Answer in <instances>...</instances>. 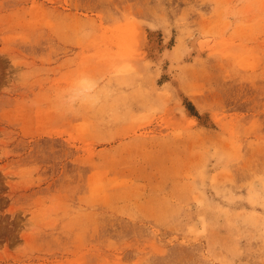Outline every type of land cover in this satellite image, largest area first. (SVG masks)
<instances>
[{
  "label": "rangeland",
  "instance_id": "374dc122",
  "mask_svg": "<svg viewBox=\"0 0 264 264\" xmlns=\"http://www.w3.org/2000/svg\"><path fill=\"white\" fill-rule=\"evenodd\" d=\"M0 264H264V0H0Z\"/></svg>",
  "mask_w": 264,
  "mask_h": 264
},
{
  "label": "bare ground",
  "instance_id": "6f19581e",
  "mask_svg": "<svg viewBox=\"0 0 264 264\" xmlns=\"http://www.w3.org/2000/svg\"><path fill=\"white\" fill-rule=\"evenodd\" d=\"M192 37L189 39V41H187L188 42V46L187 47H189V49L191 50V52L194 51L196 53H200L199 48H198V45H197V42H196V39H195L196 36H194V38H192ZM189 53H190V51H189Z\"/></svg>",
  "mask_w": 264,
  "mask_h": 264
}]
</instances>
